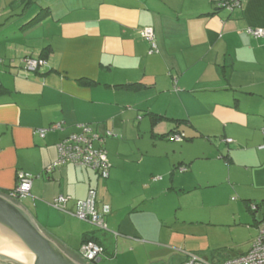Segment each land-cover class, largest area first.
<instances>
[{"label":"crops","instance_id":"crops-1","mask_svg":"<svg viewBox=\"0 0 264 264\" xmlns=\"http://www.w3.org/2000/svg\"><path fill=\"white\" fill-rule=\"evenodd\" d=\"M217 1L0 0V193L15 190L19 172L31 175L30 196L13 201L80 262L84 235L94 228L72 214L95 189L98 207L111 208L106 222L116 235L115 264H155L146 247L154 225L148 193L157 182L142 178L140 169L126 171L127 142L150 135L148 154L155 155L149 165L162 166L158 173H170L172 183L179 166L192 177L195 161L210 158L218 138L229 163L238 155L264 156V37L248 33L264 29V0H248L234 12L219 10ZM42 11L44 19L36 22ZM146 27L154 30L153 52L141 36ZM26 57L45 65L28 72ZM129 84L142 87H118ZM153 115L164 119L154 123ZM58 123L63 130L40 135ZM83 125L104 139L109 178L72 164L47 174L58 157L56 145ZM188 131L192 137L185 141L203 140L210 153L176 165L175 151L160 150L173 135L161 136ZM145 147L135 157L139 165L148 161ZM127 184L134 193H125ZM60 196L68 199L69 214L51 206ZM246 199L247 205L256 198Z\"/></svg>","mask_w":264,"mask_h":264},{"label":"rangeland","instance_id":"rangeland-1","mask_svg":"<svg viewBox=\"0 0 264 264\" xmlns=\"http://www.w3.org/2000/svg\"><path fill=\"white\" fill-rule=\"evenodd\" d=\"M188 132L190 134L182 136L192 137L193 132ZM144 142H147L145 149L148 154L150 135L147 134L139 143L135 140L127 142L122 153L128 157L124 163L126 171H133L134 174V170L140 169L142 178L149 176V180L157 182L148 193L154 197L149 204L154 225L148 229L149 241L153 243L146 247L151 261L155 264H181L188 255L195 254L210 263L220 264L230 256L249 251L263 225L258 221L264 218V205L252 213L246 205V201H249L246 196L255 195L256 199L250 200V206L264 204V156L247 159L238 155L236 162L229 163L220 154V151L224 154L221 147L224 142L218 138L214 141L217 148L212 150V156L207 160L195 161V174L192 177H189L191 173L183 175L178 171L172 183L170 173L167 177L158 173L159 170L165 171L162 166L153 168L149 165L154 152L148 154L147 162L141 165L135 162ZM166 144H162L164 148L160 150L175 151L172 157L178 155L176 165L179 159L198 158L210 153L203 140H196L193 144L185 140L181 143L167 141ZM262 146L264 148V141ZM152 170H155V174L149 175ZM183 176L188 179L185 189L180 185L185 179ZM124 190L128 192L127 195L134 193V190L130 192L128 184ZM113 239L110 237L115 254L117 245ZM71 241L75 244L74 248H78L79 242L74 237H71Z\"/></svg>","mask_w":264,"mask_h":264},{"label":"built area","instance_id":"built-area-1","mask_svg":"<svg viewBox=\"0 0 264 264\" xmlns=\"http://www.w3.org/2000/svg\"><path fill=\"white\" fill-rule=\"evenodd\" d=\"M248 0H218L217 8L234 12L242 8L243 4ZM248 33L256 38L264 37V29L249 28ZM142 38L151 44L152 52L156 50V39L154 30L151 27H146L141 32ZM0 63L2 61L0 60ZM24 68L28 72L36 73L45 65L42 59L26 57L23 59ZM79 133H74L65 138L61 143L56 145L58 157L57 160L47 168L46 173H52L56 168L72 164L77 167H85L95 172L101 173L102 176H108L109 163L107 160V152L103 149L104 139L100 137L91 127L83 125L80 127ZM63 124L58 123L52 125L48 129L40 130V135L44 136L49 131H61ZM182 134H174L171 140L176 142L183 141ZM226 142L231 143L232 140L227 139ZM178 171L181 173L187 172V168L180 166ZM33 184V177L29 174L19 172L17 174V186L10 193V198L20 200L30 196ZM68 199L64 196L58 197L51 205L58 211H65ZM252 210L257 209L256 205H252ZM111 208L108 205H103L101 208L97 206L96 191L91 189L85 200L77 202L74 215L81 221L89 222L101 229L107 228L106 217L110 214ZM259 233V236L252 244L249 251L243 255L228 259L220 264H264V221ZM102 254V248L92 242L83 245L80 251V256L87 262L98 260ZM183 264H212L199 255H188Z\"/></svg>","mask_w":264,"mask_h":264},{"label":"water","instance_id":"water-1","mask_svg":"<svg viewBox=\"0 0 264 264\" xmlns=\"http://www.w3.org/2000/svg\"><path fill=\"white\" fill-rule=\"evenodd\" d=\"M0 264L84 263L65 252L19 204L0 193Z\"/></svg>","mask_w":264,"mask_h":264},{"label":"trees","instance_id":"trees-1","mask_svg":"<svg viewBox=\"0 0 264 264\" xmlns=\"http://www.w3.org/2000/svg\"><path fill=\"white\" fill-rule=\"evenodd\" d=\"M45 15H46V11H42L38 16H37V18L35 19V21L36 22H40L41 20H43L44 19V17H45ZM34 22V21H33ZM35 22V23H36ZM37 73V72H36ZM118 87H120V88H124V89H128V90H138V89H141V87H142V85H140V84H129V85H119ZM164 118H162V117H160V116H157V115H153L152 116V120H153V122L154 123H156V122H159V121H161V120H163ZM182 124V122L181 121H177V125H181ZM171 134H179V132L178 133H170V134H168V135H162L161 137L162 138H166V136H170ZM172 136V135H171ZM158 137V136H157ZM184 140H189L188 138H185L184 137ZM62 142V141H61ZM61 142H59V143H61ZM58 143V144H59ZM104 149V148H103ZM105 150V149H104ZM106 151V150H105ZM180 167V166H179ZM179 167H177V170H178V168ZM184 167H186V166H184ZM187 168V167H186ZM88 169V168H87ZM110 169H111V166H109V169H108V176H102V174L101 173H98V172H96L98 175H99V177H100V179H102V180H106V179H108L109 178V172H110ZM187 171H188V169H187ZM50 174V173H49ZM91 190V189H90ZM89 190V191H90ZM94 191H96L95 189H93ZM1 193H3V195H5V196H7V197H9V195H10V193L11 192H1ZM89 193V192H88ZM88 196V195H87ZM96 197H97V195H96ZM96 202H97V199H96ZM103 205H107V204H103ZM103 205H101V207L103 206ZM263 205V204H262ZM77 206V205H76ZM97 206H98V203H97ZM109 206V205H108ZM247 206H248V209L252 212V213H255L256 211H257V209H259V207H260V204H257L256 205V207H257V209L255 210V211H253L252 210V207L250 206V204L249 203H247ZM100 207V208H101ZM59 212H62V213H68L69 214V212L67 211V210H65V211H59ZM111 213V212H110ZM72 216H74L75 217V215H74V213L72 214ZM76 218V217H75ZM78 219V218H77ZM79 220V219H78ZM263 221L264 220H262L260 223H263ZM89 223V222H88ZM107 223V222H106ZM89 224H91V223H89ZM92 226H93V228H94V230L92 231V232H90V233H86L85 235H84V238H83V242H82V245H81V248L83 247V245L84 244H86V243H90V242H92V243H94V244H96V245H98V246H100L101 248H102V254L99 256V258H98V260H99V262L97 263L96 262V260H94V261H92L91 262V264H114L115 263V254H114V252H113V249H112V243L110 242V237L113 239H115V237L114 236H116V235H113L112 233H111V231H110V229H109V227H108V225H107V228L106 229H101V228H99V227H97V226H95V225H93V224H91ZM113 239V240H114ZM114 242H115V240H114ZM255 242V241H254ZM253 242V243H254ZM252 247V246H251ZM81 248L79 249V254H80V251H81ZM247 253V252H246ZM243 254H245V253H242V254H238V255H236V256H239V255H243ZM236 256H230V257H228L227 259H224L223 260V262L224 261H226V260H228V259H231V258H234V257H236ZM82 260V259H81ZM84 261V262H83ZM81 262H83V263H86L87 261H85V260H82ZM218 262H220V261H218ZM222 262V263H223ZM213 264V263H212Z\"/></svg>","mask_w":264,"mask_h":264},{"label":"clouds","instance_id":"clouds-1","mask_svg":"<svg viewBox=\"0 0 264 264\" xmlns=\"http://www.w3.org/2000/svg\"><path fill=\"white\" fill-rule=\"evenodd\" d=\"M9 198H10V195H9ZM10 199H12V198H10ZM13 200V199H12Z\"/></svg>","mask_w":264,"mask_h":264}]
</instances>
